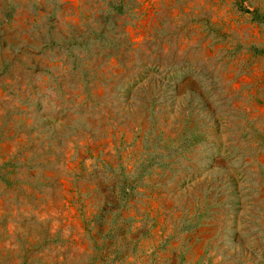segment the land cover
I'll return each mask as SVG.
<instances>
[{
    "label": "rangeland",
    "instance_id": "1",
    "mask_svg": "<svg viewBox=\"0 0 264 264\" xmlns=\"http://www.w3.org/2000/svg\"><path fill=\"white\" fill-rule=\"evenodd\" d=\"M0 264H264V0H0Z\"/></svg>",
    "mask_w": 264,
    "mask_h": 264
},
{
    "label": "trees",
    "instance_id": "2",
    "mask_svg": "<svg viewBox=\"0 0 264 264\" xmlns=\"http://www.w3.org/2000/svg\"><path fill=\"white\" fill-rule=\"evenodd\" d=\"M240 8L242 9V7H240ZM253 13H254V17L256 19H261V16L256 11H254Z\"/></svg>",
    "mask_w": 264,
    "mask_h": 264
}]
</instances>
